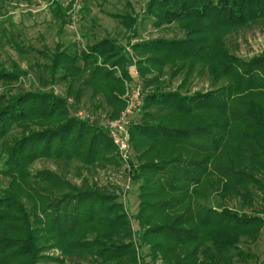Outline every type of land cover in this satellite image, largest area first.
<instances>
[{"label": "trees", "instance_id": "trees-1", "mask_svg": "<svg viewBox=\"0 0 264 264\" xmlns=\"http://www.w3.org/2000/svg\"><path fill=\"white\" fill-rule=\"evenodd\" d=\"M8 1L0 0V8ZM55 8L66 23L61 4ZM144 13L142 21L156 28L187 20L238 27L264 19V0H149ZM112 16L132 31L131 39L137 36L139 14ZM195 31L128 40L144 78L142 104L128 126L129 176L140 190L137 230L119 194L64 175L71 166L81 176L98 164H121L108 129L73 114L68 97L79 104L90 86L103 95L109 116L118 117L126 108L123 81L113 69L90 66L101 58L130 78L126 45L108 35L80 52L63 43L38 51L67 96L40 89L0 95V180L6 181L0 264H66L83 256L108 264H146L147 256L155 264H247L257 258L240 245L256 243L264 227V217L248 212L257 200L264 204V54L244 59L209 52ZM205 72L212 87L192 90V77ZM28 74L2 68L0 83ZM179 76V85L170 88ZM40 160L63 172L34 171Z\"/></svg>", "mask_w": 264, "mask_h": 264}, {"label": "rangeland", "instance_id": "rangeland-1", "mask_svg": "<svg viewBox=\"0 0 264 264\" xmlns=\"http://www.w3.org/2000/svg\"><path fill=\"white\" fill-rule=\"evenodd\" d=\"M78 1V2H76ZM149 0H9L8 3L0 8V69L7 70L20 67L23 70H28L29 74L22 77L15 83L4 84L0 83V95L14 93L20 90H53L55 93L67 96L66 85L63 83H53L51 76L45 70L46 64L49 62L44 54L38 51L51 52L59 43L65 46L70 45L73 50H86L88 45L106 37L112 36L116 38L121 44L127 46V52L132 58V63L129 65L128 72L130 78H126L122 69L118 66H112L109 63L104 64L102 59H98L97 63L100 67L110 68L116 71L118 77L123 81L124 93L121 98L125 100L126 106L128 101L134 100L139 102L128 116L127 120L136 117L138 107L142 104L141 91L144 89V78L141 76L137 61L138 55L131 46L128 45V40L132 43H137L143 40L154 38H181L187 34L188 30L197 29L192 33L201 41L207 44L210 51H217L219 49L228 51L236 56L244 59H250L254 56L264 54V19L248 23L244 26L238 27H220L205 21L187 20L177 22L170 25H165L161 28H156L148 19L142 21L145 17L144 10L146 9ZM76 2L77 6L73 7ZM56 3L61 4L63 10L62 14L65 16L66 23L63 22V17L56 15ZM72 4V5H71ZM132 5V8H131ZM133 12L139 14L141 21L138 24L137 36L128 31L120 19L112 16V14L125 15ZM136 66L137 74H133L132 68ZM88 67V68H90ZM87 75H84L83 80ZM182 76L176 77L169 85L170 88H175L179 85ZM164 79L168 80L167 75ZM192 90L206 91L212 87L211 77L205 72L201 75L192 77ZM116 81V79H115ZM113 85V84H111ZM77 87L81 86V82L77 83ZM94 88L85 86L84 97L79 104L75 103L73 97H68L70 103H73V114H77L82 110L94 119L102 123L101 116H109L110 108L103 103V95L93 92ZM139 91V94L135 92ZM135 91V92H134ZM137 91V92H138ZM130 93V94H129ZM102 102V103H100ZM102 104V108L96 109L95 105ZM125 108L123 109V111ZM121 111V113L123 112ZM121 115V114H120ZM115 117L114 119H119ZM111 118V117H110ZM92 121V120H91ZM128 126L130 124L127 123ZM129 130V127H128ZM118 151V150H117ZM119 153V151H118ZM129 160L133 156L130 149ZM121 164H98L93 168H85L80 176L76 172V168L71 166L64 175L74 183L81 184L83 179H89L98 187L108 189L120 195L125 209L129 212L132 219L133 230L138 227L134 224L133 215L137 212L139 206V188L134 184L133 179L129 176L130 165L123 161L119 153ZM51 168L60 171L57 166L50 162L40 160L36 162L34 171ZM6 186L4 179L0 180V193ZM218 198V197H217ZM215 200L211 199L209 203ZM230 206H236L234 202L229 203ZM264 204L256 201L255 211L249 210V213H259L264 217V212H259ZM243 249L254 252L257 255L256 259L250 260L247 264H263L264 262V227L262 228L259 240L254 244L246 242L240 245ZM51 254L61 255L60 251L53 250ZM140 260V259H139ZM146 264H155L151 257H145ZM140 264H145L139 261ZM57 264V263H53ZM66 264H108L104 263L102 259L92 257L67 259ZM241 264V263H239Z\"/></svg>", "mask_w": 264, "mask_h": 264}, {"label": "built area", "instance_id": "built-area-1", "mask_svg": "<svg viewBox=\"0 0 264 264\" xmlns=\"http://www.w3.org/2000/svg\"><path fill=\"white\" fill-rule=\"evenodd\" d=\"M76 2L72 3L73 7L77 6ZM132 72L134 75L137 74L138 70L136 69V66L132 68ZM137 91L136 92L134 91L135 94L138 93V95H140L139 91L138 92ZM138 103L139 102H135L134 100H131V101L129 100L125 110L121 113L119 119L110 118L106 115L101 116V119L103 120L102 123L108 129L109 135L112 138L113 142L115 143L121 155V158L126 163H128L129 158H130L129 156L130 138H129V130H128V124H127L129 123V120H127V118L129 115L132 114L135 106ZM77 115L80 118H84V119H93L94 117L93 115H90L89 113L82 111V110L78 111Z\"/></svg>", "mask_w": 264, "mask_h": 264}]
</instances>
